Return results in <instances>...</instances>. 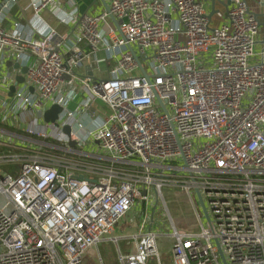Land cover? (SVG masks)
Returning a JSON list of instances; mask_svg holds the SVG:
<instances>
[{
  "label": "built area",
  "instance_id": "obj_1",
  "mask_svg": "<svg viewBox=\"0 0 264 264\" xmlns=\"http://www.w3.org/2000/svg\"><path fill=\"white\" fill-rule=\"evenodd\" d=\"M57 1L31 0L37 37L18 33L19 22L14 30L0 22V116L26 114L14 116L26 134L64 142L66 151L90 144L97 151L89 155L112 163L27 156V143L0 139V264H86L87 251L137 201L164 199L170 186L191 200L198 188L213 229L195 201L196 228L165 234L143 218L132 251L118 247L120 264H149L152 255L162 264L160 235L171 238L173 264H264V48L256 49L259 20L246 1L234 0L218 27L199 0H111L109 12L72 20ZM46 9L65 25L79 22L74 41L41 30ZM7 60L28 66L23 83L19 69L3 67ZM111 61L107 77L79 74L85 66L101 73ZM79 92L86 112L97 99L110 109L86 116L89 129L69 107ZM54 104L58 119L43 125L36 115Z\"/></svg>",
  "mask_w": 264,
  "mask_h": 264
},
{
  "label": "crops",
  "instance_id": "obj_2",
  "mask_svg": "<svg viewBox=\"0 0 264 264\" xmlns=\"http://www.w3.org/2000/svg\"><path fill=\"white\" fill-rule=\"evenodd\" d=\"M4 1L5 0H0V11H1L0 22H1V24L9 30H14L15 29L14 23L19 22L20 28H18V33L24 34V35H29V36L32 35V36L37 37L39 34L35 32L36 29L35 30L33 29V24H32V22L34 23V11H33V8L31 6V0H17V2L14 3L9 8L3 7ZM110 1L111 0H58L56 3V7L60 8L61 12H63V14H68L70 17V20H72L73 18H75V19L79 18V16H81L85 13L99 14V13L103 12L104 10H106L105 3L110 4ZM199 1H202L204 3L205 9L208 12V14H211V12L213 11V13L210 17L211 18V25L214 27H218L227 21V8L232 5V2L234 0H215L214 2H212L211 0H199ZM245 1L247 3L248 7L252 11L260 14L258 16V20H259L260 24H259V34L257 37L256 49L258 51L259 50L261 51L264 48V4L263 5L261 4V0H245ZM227 4H229L228 7H227ZM41 20L42 21L40 23V28L42 31L47 32V30H50V28H55L59 34H69L73 38L72 41H74V39L76 37L75 35L79 32V29H80L79 22L71 23L70 25H65L62 22H60V20L56 17V15L54 14L52 9H46V10L42 11L41 12ZM70 43H71V41H69V44ZM82 47L84 49H89L87 44H82ZM98 56L104 57L105 56L104 51L98 52ZM8 62H12V61L7 60L4 63L3 67L10 69V70L11 69L15 70L16 68H14L13 65L8 66ZM13 63H15V62H13ZM110 64H114V61H111L110 63H108V62L103 63L102 64L103 70L101 73H98V71L96 69H94V68L92 69V68L87 67V66H85L82 69H79L78 71H79L80 75L89 74V75H93L94 77H100V76L101 77H107L108 76V69L110 68ZM4 95H5V90L0 87V99ZM83 96L84 95L82 93H80V92L77 93L75 96V100L73 102H71L69 107L72 110H75V114L78 117V119L80 121H83V122L85 121V123L87 124L86 127H88V129H89L90 127H92V124L90 122V118L86 117V116H102V117H105L108 115L110 109L105 102H103L100 99H97L92 103L90 110L86 112L85 110H83L81 108V105H80V102L83 99ZM14 116H27V115L26 114L16 115L14 112L13 113L7 112L5 117L0 116V122H2L3 120H6L5 123L8 124L9 127L13 128V127H15V123H16ZM28 116H29V114H28ZM36 116H44V114L36 115ZM43 118H39V121H40V123H42L44 125V124H46V121ZM18 125L21 126V124H18ZM17 128L19 129V131L18 132L13 131V132H16L20 135H26V133L23 131V128H19V126ZM75 128H76V126H75ZM3 129H5V128H3ZM20 130L23 132H20ZM77 130L79 132H82L81 129L78 127H77ZM34 140H36V139H34ZM65 146H66V144H65ZM65 149H67V148H65ZM70 152L74 153V155H77V156H74V157H76L74 159L89 160V161L97 162V163H101V164L112 163L108 159L101 158L102 155H105L103 153H98L100 156L89 155L91 153L86 152V151H80V150L76 149V147H75L74 151H70ZM63 156L65 158L69 157L68 155H65V154H63ZM8 168H9V166H8ZM193 193L196 195L195 191ZM137 203L126 214V216H128V218H130L129 220H132V222L134 220V223L136 224V226L135 225H129L127 222L125 223V226L123 224H121V225L118 224V225H120V228L125 230V232L134 229L135 231L131 232V234L137 232L139 224L141 223L139 221L137 222L134 219L138 213H139L138 217H140L142 215L141 209L139 210V209L135 208V206H137ZM138 205H139V203H138ZM122 221L124 222L125 220H122ZM116 230L117 229L115 228V230L111 236H104L102 241L110 240L109 237H113V236L118 237L117 235H115ZM120 240H122V239H120ZM133 246H132V248H133ZM118 247L120 249V246H118ZM88 259L89 258H87V256H86V259H85L86 264H89Z\"/></svg>",
  "mask_w": 264,
  "mask_h": 264
},
{
  "label": "rangeland",
  "instance_id": "obj_3",
  "mask_svg": "<svg viewBox=\"0 0 264 264\" xmlns=\"http://www.w3.org/2000/svg\"><path fill=\"white\" fill-rule=\"evenodd\" d=\"M0 127L5 129H10L12 131H19L17 126L10 128L8 124L5 123V121L2 123L0 122ZM17 125V124H15ZM20 132H23L20 130ZM29 135V134H26ZM31 136L33 139H28L27 141L19 140L18 137L12 136L11 134H6L0 132V139L3 142H7L8 144H14V145H23L25 144V147L30 149V151L20 150L21 153L27 154V156H44L49 155L51 158H62L63 154L68 155L72 158H76L74 156V153H71L70 151H66L64 146V142H60L56 139H53L51 137L42 138L41 136ZM36 139V140H34ZM30 143V144H29ZM58 146H53V145ZM59 146L61 148H59ZM83 146V147H82ZM76 149L80 151H86L89 153H95L97 149L94 146L89 145H81L78 144L75 146ZM81 147V148H80ZM21 149V148H20ZM8 151L5 150V153ZM13 152H19L18 150H13ZM164 199L158 198L157 195L153 194L152 199L148 201L146 204H142V201L139 205L137 203V206L135 208L141 209V216H139V213L134 218L137 222H141L142 219H146V228L154 229L156 231H159L161 233H170L172 231V228L175 226L177 228H196L198 225L197 222V216L194 212L195 205L193 201H195L196 206L198 207L199 211L201 212V208L199 207V200L196 194L195 200L194 198L191 200L188 193H185L182 191V189L178 186H170V187H164ZM136 204V203H135ZM203 220H205V216L203 212H201ZM126 216V215H125ZM122 218L119 222V224H123L125 226V223L127 222L129 225H135L134 220H129L128 216ZM143 219V220H144ZM122 220H125L124 222ZM120 225L116 227L115 235H117L120 239L118 244L111 240L102 241L99 243L98 247L92 251L91 249L87 251L85 255L88 259L89 264H120L118 260V246H120L121 251L124 254H128L132 250V246L135 243V239L131 238L130 236L131 232L135 231L129 230L125 232L122 228H120ZM136 229V228H135ZM137 232H139V227L137 229ZM135 232V233H137ZM159 241V251H160V259L162 264H173V255L171 252V238L168 235H160L158 238ZM149 264H158V257L156 255H152L149 258Z\"/></svg>",
  "mask_w": 264,
  "mask_h": 264
},
{
  "label": "water",
  "instance_id": "obj_4",
  "mask_svg": "<svg viewBox=\"0 0 264 264\" xmlns=\"http://www.w3.org/2000/svg\"><path fill=\"white\" fill-rule=\"evenodd\" d=\"M212 2H214L215 0H211ZM261 4L263 5L264 4V0H261ZM229 6V4H227V7ZM105 7H106V10L109 12V4H107V3H105ZM248 12L250 13V14H252V15H254L255 17H257V19H258V16L260 15V14H258V13H256V12H254V11H252L249 7H248ZM212 13H213V11L211 12V14H209V16L211 17V15H212ZM110 17H111V19L115 22L116 20H115V17L112 15V14H110ZM260 24V23H259ZM133 52H134V50H133ZM135 56H136V58H137V60L139 61V63L141 64V61L139 60V58H138V56L135 54ZM14 66V68H16V69H20V75L17 77V81L19 82V83H23L24 82V80H25V78H24V74L27 72V70H28V66H21V64L19 63V62H15V63H13V62H8V66ZM142 65V64H141ZM14 90H15V86H12L11 87V90H10V92H9V94H10V96H12L13 95V93H14ZM31 91H33V88H31ZM61 111H62V107L61 106H59V105H57V104H54V105H52L48 110H46L45 111V113H44V119H45V121L46 122H55L57 119H58V116H59V114L61 113ZM72 126L71 125H69V124H67V125H64L63 126V132L64 133H66L69 137L71 136V133H72ZM69 145L70 146H74L75 145V141L74 140H70L69 141ZM195 192H196V194H197V197H198V200H199V204H200V208H201V210H202V212H203V214H204V216H205V220H206V222L209 224V226L213 229V226H212V220H211V217H210V215H209V212H208V210H207V208H206V205H205V203H204V200H203V198H202V196H201V193H200V191H199V189L198 188H196L195 189Z\"/></svg>",
  "mask_w": 264,
  "mask_h": 264
},
{
  "label": "trees",
  "instance_id": "obj_5",
  "mask_svg": "<svg viewBox=\"0 0 264 264\" xmlns=\"http://www.w3.org/2000/svg\"><path fill=\"white\" fill-rule=\"evenodd\" d=\"M1 125V124H0ZM10 128H12V127H10ZM5 168H7V169H11L12 167H14V165H12V164H5V165H3ZM8 166H9V168H8Z\"/></svg>",
  "mask_w": 264,
  "mask_h": 264
}]
</instances>
